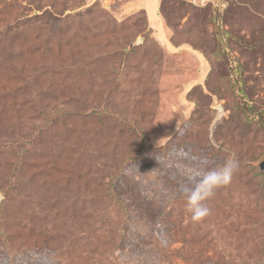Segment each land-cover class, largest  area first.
Returning a JSON list of instances; mask_svg holds the SVG:
<instances>
[{"label": "rangeland", "instance_id": "374dc122", "mask_svg": "<svg viewBox=\"0 0 264 264\" xmlns=\"http://www.w3.org/2000/svg\"><path fill=\"white\" fill-rule=\"evenodd\" d=\"M262 162L264 0H0V264H264Z\"/></svg>", "mask_w": 264, "mask_h": 264}, {"label": "clouds", "instance_id": "9594fccd", "mask_svg": "<svg viewBox=\"0 0 264 264\" xmlns=\"http://www.w3.org/2000/svg\"><path fill=\"white\" fill-rule=\"evenodd\" d=\"M196 159L197 163L187 169L189 179L180 187V195L185 200L186 211L193 222L210 215L207 202L217 189L231 183L240 166L235 154L214 167L210 165V158L206 154Z\"/></svg>", "mask_w": 264, "mask_h": 264}, {"label": "water", "instance_id": "95a60500", "mask_svg": "<svg viewBox=\"0 0 264 264\" xmlns=\"http://www.w3.org/2000/svg\"><path fill=\"white\" fill-rule=\"evenodd\" d=\"M260 168H261L262 171H264V162H262V163L260 164Z\"/></svg>", "mask_w": 264, "mask_h": 264}]
</instances>
